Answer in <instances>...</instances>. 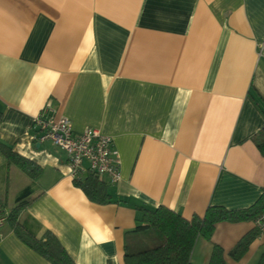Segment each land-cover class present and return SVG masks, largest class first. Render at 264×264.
<instances>
[{
    "label": "crops",
    "instance_id": "obj_1",
    "mask_svg": "<svg viewBox=\"0 0 264 264\" xmlns=\"http://www.w3.org/2000/svg\"><path fill=\"white\" fill-rule=\"evenodd\" d=\"M46 103L74 132L111 136L120 179L109 202L89 200L65 152L32 139ZM262 141L264 0H0V143L38 167L31 177L0 152V187L11 173L18 193L30 187L18 219L52 232L75 264H122L139 240L137 205L190 218L253 204ZM253 230L252 220L217 222L190 261L214 264L218 245L223 264H260L264 232L229 255ZM0 264L50 263L6 219Z\"/></svg>",
    "mask_w": 264,
    "mask_h": 264
},
{
    "label": "trees",
    "instance_id": "obj_2",
    "mask_svg": "<svg viewBox=\"0 0 264 264\" xmlns=\"http://www.w3.org/2000/svg\"><path fill=\"white\" fill-rule=\"evenodd\" d=\"M258 146L264 152V141L258 143ZM0 152L8 161L15 163L31 177L38 172L36 165L2 143H0ZM101 177L95 173H88L81 178L73 179V183L84 192L89 200L107 203L111 200V194L108 191L110 182ZM30 192L29 186L24 187L17 194L15 204L6 216L15 234L50 264H75L52 232L44 230L41 236H36L35 231L25 220L18 219V213L27 203L25 198ZM136 209L139 211V223L135 230L138 231L139 240L134 248L126 246L122 264H192L190 253L195 240L198 237L209 239L217 222L249 221L255 218L264 211V192L247 207L227 209L212 205L206 208L203 215L193 214L190 218H185L162 205L154 208L137 205ZM257 233V230H253L244 234L229 250V255L234 259H239ZM222 254L223 249L218 245H213L211 262L223 264ZM262 263H264V253L260 259V264Z\"/></svg>",
    "mask_w": 264,
    "mask_h": 264
},
{
    "label": "built area",
    "instance_id": "obj_3",
    "mask_svg": "<svg viewBox=\"0 0 264 264\" xmlns=\"http://www.w3.org/2000/svg\"><path fill=\"white\" fill-rule=\"evenodd\" d=\"M34 141H51L67 156L68 173L73 178H81L88 173L106 176L111 183L120 179L118 153L112 146V138L93 127L74 132L70 119L58 115L46 103L35 116L32 128ZM6 214L0 211V227ZM257 232H264V211L252 219Z\"/></svg>",
    "mask_w": 264,
    "mask_h": 264
},
{
    "label": "rangeland",
    "instance_id": "obj_4",
    "mask_svg": "<svg viewBox=\"0 0 264 264\" xmlns=\"http://www.w3.org/2000/svg\"><path fill=\"white\" fill-rule=\"evenodd\" d=\"M9 179L6 183H4L3 187H0V201L7 208H11L14 205V196L18 193L17 191L20 189L22 183L14 181V177L12 173L9 175Z\"/></svg>",
    "mask_w": 264,
    "mask_h": 264
}]
</instances>
